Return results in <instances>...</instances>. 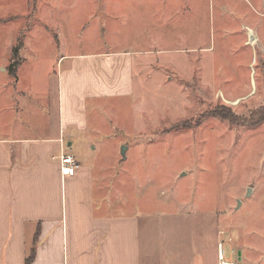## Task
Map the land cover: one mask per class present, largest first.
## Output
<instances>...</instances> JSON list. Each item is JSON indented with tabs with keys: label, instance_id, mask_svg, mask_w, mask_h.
Wrapping results in <instances>:
<instances>
[{
	"label": "rangeland",
	"instance_id": "rangeland-1",
	"mask_svg": "<svg viewBox=\"0 0 264 264\" xmlns=\"http://www.w3.org/2000/svg\"><path fill=\"white\" fill-rule=\"evenodd\" d=\"M47 96L76 122L63 154L124 185L143 253L171 249L154 264H214L221 228L239 264H264V123L246 125L264 104V0H0V134L16 113L44 128Z\"/></svg>",
	"mask_w": 264,
	"mask_h": 264
},
{
	"label": "crops",
	"instance_id": "crops-1",
	"mask_svg": "<svg viewBox=\"0 0 264 264\" xmlns=\"http://www.w3.org/2000/svg\"><path fill=\"white\" fill-rule=\"evenodd\" d=\"M249 36L245 43L252 44ZM73 68L70 65L65 73L68 71L70 86L77 90L80 80ZM11 102L20 101L14 97ZM50 102L49 97L45 106L37 107L45 119L44 128L18 123L16 113L8 116V126L0 134V264H26L32 249L35 258L30 264H154L161 257L160 249L170 253V248L159 249L157 244L154 257L143 253L141 215L129 209L124 185L112 192L103 184L102 173L107 168L97 183L93 166L74 156L79 163L77 172L63 177L60 157L75 142L76 134L70 128L75 129L76 122L69 119L71 123H64L63 110L57 115ZM218 240L212 246L214 264H218ZM199 253L180 254V258L185 264H205L204 254L200 257Z\"/></svg>",
	"mask_w": 264,
	"mask_h": 264
},
{
	"label": "built area",
	"instance_id": "built-area-1",
	"mask_svg": "<svg viewBox=\"0 0 264 264\" xmlns=\"http://www.w3.org/2000/svg\"><path fill=\"white\" fill-rule=\"evenodd\" d=\"M61 172L63 177L74 176L79 167L75 157L70 154L60 157ZM219 240L216 245L218 264H239L240 250L234 246V238L224 229L218 232Z\"/></svg>",
	"mask_w": 264,
	"mask_h": 264
},
{
	"label": "trees",
	"instance_id": "trees-1",
	"mask_svg": "<svg viewBox=\"0 0 264 264\" xmlns=\"http://www.w3.org/2000/svg\"><path fill=\"white\" fill-rule=\"evenodd\" d=\"M16 44L17 45L13 48L11 54V59L13 60V64L9 68V73L13 74L14 76H17L16 74L17 67L21 63V59L19 55L22 48L24 47V44L21 42V39H19ZM220 116L230 123H236L239 119V118L237 119L233 113L231 116H227L225 114L220 113ZM262 123H264V104L259 108H257L256 110L251 111V113L246 117V125L248 124L250 126H258L261 125ZM34 254H35V250L32 249L29 254V257L26 260V264H30L31 262H33L35 258Z\"/></svg>",
	"mask_w": 264,
	"mask_h": 264
},
{
	"label": "water",
	"instance_id": "water-1",
	"mask_svg": "<svg viewBox=\"0 0 264 264\" xmlns=\"http://www.w3.org/2000/svg\"><path fill=\"white\" fill-rule=\"evenodd\" d=\"M127 150H128V147H123L121 149V155H122V159L125 160L126 159V154H127ZM240 203V201H238V204Z\"/></svg>",
	"mask_w": 264,
	"mask_h": 264
}]
</instances>
